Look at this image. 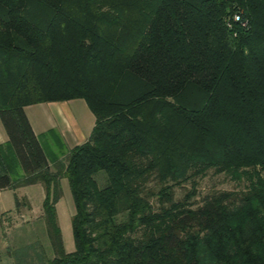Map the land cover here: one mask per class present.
Segmentation results:
<instances>
[{"label":"trees","instance_id":"trees-1","mask_svg":"<svg viewBox=\"0 0 264 264\" xmlns=\"http://www.w3.org/2000/svg\"><path fill=\"white\" fill-rule=\"evenodd\" d=\"M74 99L94 124L53 153L24 108ZM0 122V190L45 191L34 264H264V0H0ZM209 171L244 187L197 202Z\"/></svg>","mask_w":264,"mask_h":264},{"label":"rangeland","instance_id":"rangeland-1","mask_svg":"<svg viewBox=\"0 0 264 264\" xmlns=\"http://www.w3.org/2000/svg\"><path fill=\"white\" fill-rule=\"evenodd\" d=\"M62 111L58 108L49 110L52 102L30 105L24 108L37 135L52 150L54 139L45 135L47 130L53 129L63 140L66 149L75 143L84 142L94 124V117L81 99L64 101ZM62 125L60 128V125ZM81 129L84 136L77 138L75 131ZM49 143V144H48ZM56 145V143H54ZM51 145V147L49 146ZM245 183H237L225 174H214L209 171L207 176L199 181L198 195L195 200L200 202L202 197L213 190H239ZM62 195L55 204L57 224L60 230L62 246L66 252L74 250V239L71 227V218L74 214V204L66 179L61 180ZM176 197H181L183 190L176 188ZM15 198L19 205L16 207ZM45 199L44 187L41 184H33L9 190L0 194V260L4 263L13 262L17 252L21 249L31 250V255L25 256L27 262L35 263L36 260L51 259L53 251L48 235L47 224L43 212ZM34 250L36 255L34 254ZM33 253V254H32ZM25 261V259H24Z\"/></svg>","mask_w":264,"mask_h":264},{"label":"crops","instance_id":"crops-1","mask_svg":"<svg viewBox=\"0 0 264 264\" xmlns=\"http://www.w3.org/2000/svg\"><path fill=\"white\" fill-rule=\"evenodd\" d=\"M63 104H65V102H52V103L49 104L48 108H49V110L54 109V108H58L59 111H62L61 107H62ZM91 114H92V113H91ZM26 115H27V114H26ZM27 117H28V116H27ZM28 119H29V117H28ZM29 122H30V124H31V126H32V128H33V125H32V123H31L30 119H29ZM62 125L64 126V124H61V125H60V128H61ZM33 130H34V128H33ZM34 132H35V130H34ZM35 133H36V132H35ZM75 133H76L77 138H81V137L84 136V133H83L82 130L79 129V128H77V130L75 131ZM7 140H8V138H7L6 132H5L3 126H2V124H1V122H0V144H5V143L7 142ZM75 145H78V143H75L73 146H75ZM73 146H72V147H73ZM9 190H10V189L0 190V194H1V192L9 191ZM12 191H13V190H12ZM3 213H4V212H3ZM3 213L0 212V215L3 216ZM0 264H13V262L4 263L2 260H0Z\"/></svg>","mask_w":264,"mask_h":264}]
</instances>
